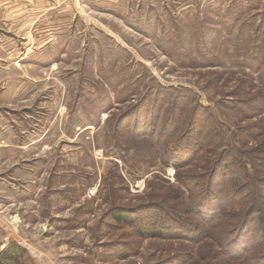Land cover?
Segmentation results:
<instances>
[{"label":"rangeland","instance_id":"obj_1","mask_svg":"<svg viewBox=\"0 0 264 264\" xmlns=\"http://www.w3.org/2000/svg\"><path fill=\"white\" fill-rule=\"evenodd\" d=\"M162 88L212 116L205 149L179 172L134 159L131 131L118 140L117 125H132ZM261 150L264 0H0V264L13 243L22 264H245L233 247L258 241L248 204L230 210L241 216L235 261L195 215H183L200 225L193 242L194 225L190 239L149 238L112 213L156 230L157 207L192 209L177 175H205L193 186L204 192L225 154L246 167L259 202Z\"/></svg>","mask_w":264,"mask_h":264},{"label":"trees","instance_id":"obj_2","mask_svg":"<svg viewBox=\"0 0 264 264\" xmlns=\"http://www.w3.org/2000/svg\"><path fill=\"white\" fill-rule=\"evenodd\" d=\"M203 39L205 38L203 37ZM162 90L163 93H159L156 96L148 95L146 108L138 112V115L141 112L143 114L136 118L132 125L129 123L126 126L118 124L117 128L116 126L115 128L117 129L118 140L120 142L127 137L124 129L131 131L130 139L127 140L128 143L125 146L129 145L132 148L130 150H134V159L141 162L149 161L151 163H159L163 166H172L179 172L190 167L198 159L202 150L205 149V145L208 143L207 138L210 135L206 131L207 124L211 123L212 116L201 106H196L187 112L189 105L187 97H173L168 90L164 88ZM134 108L137 110L139 106L137 105ZM163 113L167 115L164 121L161 118ZM153 142L157 143V148L153 147ZM119 150L122 152L121 147ZM263 152L261 150L258 154H264ZM225 156L226 154L216 166L210 168L206 173V179L210 180V182L206 184L204 192H196V188L193 186L197 181L200 183L205 175L191 174L187 177L186 171L185 173L183 172L177 175V181L189 194L192 209L188 213L183 212L185 209L182 205H176L172 209L169 208V210L166 208L162 210L157 207L159 213L156 214V217L160 220L153 224L157 229L152 228L151 230L150 228L149 232L143 229L146 226V218H137L133 212L128 214V211L124 209H115L112 213L113 219L119 225L139 229L137 231L138 234L149 236V238H163L165 234L162 232H171L174 236L184 235L190 239L189 237L192 236L191 234L194 230L188 229V227H192L194 224L192 222V224H187L185 219H183V215H195L199 220L207 222V229L209 228L211 231L216 229V236L213 234V239L223 251H227L230 256L229 260L233 261L234 259L238 260L237 258L241 259V257H233L231 255L232 245L229 246V240L231 236L233 237V232L236 230L238 220H240L241 216L240 213H231L230 210H235L236 208L243 210L248 204L249 209H251V217L249 218H251L256 226L253 230H255L254 234L258 236V241L252 243L249 249L241 250L239 247H233V253L242 252L244 254L243 259L245 264H264V212L260 210V207H264V195L258 197L260 203L257 201L254 202L255 199L250 202V199L255 196V193L253 194L250 191L252 188V183L249 180L250 174L246 167L234 156ZM223 162L225 163L223 164ZM259 168L264 170V165H260ZM228 173L232 176L230 186H227L223 191V186L221 185L220 187L219 185L220 189L215 191V195H212L211 184L215 176L225 177L229 175ZM259 182L260 185H264V181ZM231 187L235 191H232ZM172 213H177L179 217H174ZM166 218L174 219L172 220L174 227L168 226V220ZM211 225H213V228L209 227ZM194 227L197 230L195 229L196 232L194 233L195 237H193V242L201 238L200 235V237L196 238V234L200 232V225L195 224ZM240 234L242 235V232ZM259 250H261L260 257H255L254 254ZM24 256L25 251L13 243L9 245L4 253L3 263L22 264L21 261Z\"/></svg>","mask_w":264,"mask_h":264}]
</instances>
